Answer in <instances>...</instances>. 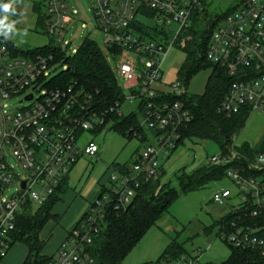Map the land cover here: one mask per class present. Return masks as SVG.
I'll return each mask as SVG.
<instances>
[{"label":"built area","instance_id":"2783aa9c","mask_svg":"<svg viewBox=\"0 0 264 264\" xmlns=\"http://www.w3.org/2000/svg\"><path fill=\"white\" fill-rule=\"evenodd\" d=\"M92 1L105 33V51L123 82V100L106 110H98L93 94L76 84H47L56 69L53 54L15 55L7 44H0V264L14 244L12 233L25 208L47 202L82 156L98 155L100 146L85 141L86 132L114 124L111 114L140 113V129L146 137L135 126L128 131L147 141L146 147L133 163L113 164L107 184L51 256V264H95L91 248L109 211L126 210L139 188L161 176L167 160L182 145V130L192 121L181 99L187 94L182 80L172 85L173 92L157 90L154 84L162 83L169 50L187 46L195 16L213 9L215 0ZM225 1L228 6L221 11L225 16L215 27L207 52L210 61L234 78L218 111L226 116L245 108L264 111V0ZM46 14L49 33L62 44L72 18L68 0H47ZM4 15L0 12V18ZM22 94L30 104L6 114L3 104ZM126 104L136 109L125 114ZM11 156L25 170V177L16 172ZM206 163L227 166L225 177L238 187L236 193L228 187L214 193L215 201L230 207L222 217L221 236L264 260V151L250 154L233 144L208 156ZM15 181L19 186L7 194Z\"/></svg>","mask_w":264,"mask_h":264},{"label":"rangeland","instance_id":"374dc122","mask_svg":"<svg viewBox=\"0 0 264 264\" xmlns=\"http://www.w3.org/2000/svg\"><path fill=\"white\" fill-rule=\"evenodd\" d=\"M72 18L67 23L64 38L60 42L69 55H74L82 42L93 39L103 50L105 33L99 26L94 13L92 0H68ZM221 5V6H220ZM21 11V16H10L8 23H16L13 30H0L21 49H33L51 42L59 44L57 38L49 33L45 23L40 22L41 15L47 12V0H19L13 5ZM38 6V10L35 9ZM228 3L215 0L213 8L222 11ZM186 51L178 46L172 47L163 62L162 83L156 82L154 88L164 92H173L172 85L181 80L179 72L186 60ZM64 66H57L51 71V76L61 71ZM211 75L208 68L201 69L189 81L188 92L203 93ZM123 83V82H122ZM41 92L37 91L40 95ZM25 95L13 97L3 104L6 114H11L19 108L28 106ZM136 109L134 104L123 106L127 114ZM3 131V119L0 111V142ZM264 138V111L255 109L234 139V146L242 148L245 145L255 147ZM84 140L95 141L100 146L97 156H82L69 173L68 183L60 193V200L53 211L61 218L48 222L41 232L45 241L42 254L55 256L68 231L79 221L95 199L99 190L107 184L113 164L124 165L133 163L137 152L142 151L147 141L137 136L128 137L122 131L114 128L113 123L106 124L97 131H87ZM221 148L212 140L188 139L167 160L164 180L172 186L179 187L177 176L184 171H193L206 163L207 157L220 154ZM11 162L20 177H25V170L11 156ZM19 182L15 181L7 194L15 192ZM222 187H228L233 193L238 187L229 177L215 180L206 186L181 193L180 197L170 206L161 218L149 228L141 241L124 259L123 264H226L233 247L221 236L220 219L226 214L229 205H221L214 200V193ZM42 205V204H41ZM40 205H35V210ZM173 240L181 243L184 254L178 258L162 257ZM27 256V245L22 241L15 242L7 250V256L2 264H23Z\"/></svg>","mask_w":264,"mask_h":264},{"label":"trees","instance_id":"16d2710c","mask_svg":"<svg viewBox=\"0 0 264 264\" xmlns=\"http://www.w3.org/2000/svg\"><path fill=\"white\" fill-rule=\"evenodd\" d=\"M38 10V6H35ZM15 18L21 16V11L16 9ZM225 16L216 9L201 10L196 16L190 29L192 39L184 48L186 60L179 75L184 82L187 94L181 98L192 113L190 125L182 130L181 143L188 139L212 140L219 145L222 151L228 150L234 144L236 135L244 127L250 109L245 108L232 116H226L218 111L225 94L228 92L234 78L228 70L213 63L208 58V47L215 27ZM47 14H42L41 23L46 25ZM5 43L15 55H54L52 64L64 66L61 71L51 76L47 84L53 87H68L76 84L80 90L91 93L98 110L110 108L117 100H123L122 82L113 68L108 54L95 40L87 38L79 46L74 55H69L62 44L49 43L33 49L17 47L7 36L0 34V44ZM208 68L211 75L203 93L188 92L190 79L201 69ZM44 78V77H43ZM114 128L122 131L128 137L131 126L140 129V113L132 115L111 114ZM142 132L146 137L145 131ZM242 151L250 154L264 151V138L255 146L245 145ZM227 166L210 165L204 163L193 171L186 168L178 176L179 189L164 180L166 170L161 176L144 184L138 189L135 197L126 210H110L105 227L95 238L91 252L95 264H123L124 259L141 241L150 227L169 210L170 206L180 197L181 193H189L200 189L208 183L221 180L225 177ZM68 179L64 181L50 197L38 206L28 205L24 212L18 216L17 228L12 233L14 243L24 242L29 253L24 264H51L53 258L42 254L45 241L41 232L48 222L56 218L53 208L61 199L60 193L65 189ZM221 218L219 223L223 222ZM233 247V246H232ZM184 247L177 240H173L162 257L178 258L184 254ZM226 264H264V260L257 252L233 247L232 253Z\"/></svg>","mask_w":264,"mask_h":264},{"label":"clouds","instance_id":"9594fccd","mask_svg":"<svg viewBox=\"0 0 264 264\" xmlns=\"http://www.w3.org/2000/svg\"><path fill=\"white\" fill-rule=\"evenodd\" d=\"M18 2L19 0H8L7 3H4L2 2V0H0V12L5 14L3 18H0V30H3L5 28H7L9 31L13 30V26L16 22L13 21L10 24H5V20H8V14L16 13V8L13 5L14 3Z\"/></svg>","mask_w":264,"mask_h":264},{"label":"crops","instance_id":"0c3cea01","mask_svg":"<svg viewBox=\"0 0 264 264\" xmlns=\"http://www.w3.org/2000/svg\"><path fill=\"white\" fill-rule=\"evenodd\" d=\"M54 212V214L56 215V218H53V219H51V221L53 220H55V222H59L60 221V217L58 216L59 214L58 213H56V211H53ZM50 222V221H49ZM71 230V229H70ZM69 230V231H70ZM69 231H68V233H69ZM68 235V234H67ZM67 237V236H66ZM28 253H29V248H28V246H27V256H28ZM44 255H47V256H51V255H49V254H47V253H44ZM27 256H26V258H27ZM26 258H25V260H26ZM25 260H24V262H25ZM24 262H23V264H24Z\"/></svg>","mask_w":264,"mask_h":264},{"label":"water","instance_id":"95a60500","mask_svg":"<svg viewBox=\"0 0 264 264\" xmlns=\"http://www.w3.org/2000/svg\"><path fill=\"white\" fill-rule=\"evenodd\" d=\"M32 97V95H30V98ZM24 185H25V182H24Z\"/></svg>","mask_w":264,"mask_h":264}]
</instances>
